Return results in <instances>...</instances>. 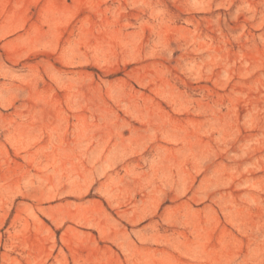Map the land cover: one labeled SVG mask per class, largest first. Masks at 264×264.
Returning <instances> with one entry per match:
<instances>
[{
    "label": "rangeland",
    "instance_id": "obj_1",
    "mask_svg": "<svg viewBox=\"0 0 264 264\" xmlns=\"http://www.w3.org/2000/svg\"><path fill=\"white\" fill-rule=\"evenodd\" d=\"M0 264H264V0H0Z\"/></svg>",
    "mask_w": 264,
    "mask_h": 264
}]
</instances>
